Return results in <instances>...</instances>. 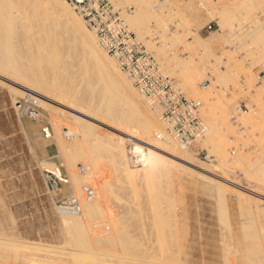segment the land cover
Listing matches in <instances>:
<instances>
[{
  "label": "bare ground",
  "instance_id": "1",
  "mask_svg": "<svg viewBox=\"0 0 264 264\" xmlns=\"http://www.w3.org/2000/svg\"><path fill=\"white\" fill-rule=\"evenodd\" d=\"M110 1L116 3V5H121L120 1L129 2L135 7V9L131 12H125L123 11V9L121 15L124 16L123 19L130 26L131 30H134L133 32L136 33L135 35H137L142 40L144 38V35L148 34L147 23L150 18H152L156 22L155 26L159 28L158 30H160V32H164V29H166V22H169L170 19L172 20L171 17L183 16L180 15V13H182V7L184 6L178 1ZM219 3L220 5L218 7H215L216 11L214 13L212 11H208L207 14H209L210 19H217L218 24L221 26V28H223L222 30L229 29V32H226L225 30V34L223 36L214 33L209 38H202L197 33H194L193 35H191L192 40L186 42V44L184 45V47L187 48L192 54L196 53V51L199 49L202 50L201 55H203V57L210 56L213 58V60L219 59L216 57V49H218L220 41L224 40L223 44L224 46H226V43H228L230 40L232 41V39H236L234 36V33L237 31L235 29V24L240 25V23L243 21L244 16L240 17V10L245 6V3L240 0H220ZM198 5L201 6L202 4L198 3ZM213 14H216L214 18L212 17ZM192 17L196 21H198L199 19L198 13ZM257 27L258 25L254 29L255 31ZM185 30H187L186 27ZM151 32H154L153 28ZM162 34H160V36ZM256 34L257 36L260 35L259 37H261L262 35V38H264L263 29L260 31L258 30ZM10 40L12 42L16 40L13 43L15 44V46L12 45V43L11 45L8 44ZM164 44L162 45L163 47H165ZM14 52L18 56V58L16 59L17 61L19 59H24V61L21 60L15 63L14 56L13 61L9 62V57L11 56L10 54H14ZM226 55L228 59L231 58V55L229 56V53H227ZM200 58L201 59L198 58V61L191 58L192 60L188 59L189 61H187L186 63L184 61V63L182 64H177L178 76L181 78L184 87H186V89L191 94L203 101L202 103L204 104V106H201L204 107V115H202V120L206 119L207 123L210 124L207 125L205 123L206 121L204 122L206 126L203 124L204 129L208 131L206 134V136L208 135L206 143H210L212 149L216 152L215 155L219 157L217 169L221 173H224V168L226 169L230 162L233 164L236 163L234 164L236 165V168L241 167L240 169L242 170L239 171H243L242 173L244 175V179L246 180L245 182L247 183V186L240 183L238 184V181L237 183H235L228 178H224L222 174L221 175L223 177V180H225V182H227L228 184L219 181L218 179L216 180L215 178H212L210 176L209 178L213 179V181L216 182L214 187L216 188V195L218 198H221V200L226 198L223 193L225 189H228L232 195L234 194V196H236L238 201H244L248 205L245 206L249 208V210H251L249 207L251 198L247 197L246 195H250L258 199H260V195L264 197V195L261 193L264 190V151L258 148L259 150H261L260 154H256V156L254 155L253 157H251L253 154L250 155L249 153V156L247 154V151L245 152L244 149L240 148V150H237L238 152H236V154L234 151L235 155L231 156V160L228 163V161L226 160L227 153L225 155V146L228 144V142L226 144V137L222 130H232L230 129L231 124L227 122V109L225 111V108L230 105V100L226 101L225 99L220 97L221 99H219V102L214 101V98H216L214 94L215 91L213 90L215 81L209 84L197 85L199 83L197 82V80L201 79L202 75L205 74L204 69L206 67L203 63L205 61L202 57ZM18 63L20 64L18 65ZM11 64L13 65L11 66L13 67L12 69H18V71L16 70L17 72L15 73H21V76L23 72L24 74L30 73L31 77L34 76V78L32 77L33 80L36 79L33 82L38 81V83H32L30 81H27L28 79L25 80L24 76V78H22L21 76L19 77V79L21 80V85L25 84L24 86H26L27 90H38L43 93V99L41 98L42 100L37 97H33L32 99L39 103L40 106H42L46 111H48L49 114H51L52 117H54V120H51V124L52 127L54 125V134L60 146V150L63 152L62 156L64 157L67 165L68 174L70 176L71 184L73 187V193L78 194L75 196L81 198V212L78 215H69L60 212L61 220L65 227L64 238L67 241L64 245L42 247L33 243L23 242L21 241L22 239L19 241L16 239L11 240L0 238V264H192L191 261L189 262V259H187L190 257L186 252H184L182 248L183 245H181L180 243L179 239L181 238V235H179V238L177 234H167L165 230H160L158 227H156V225L149 218L148 213L157 215L162 211L161 208H150L152 206L147 207V204L145 202L144 203L146 205L143 204L141 206L139 205L142 204L139 200V197L143 192V194H145V197L143 198L146 201L148 200L147 203H149L150 201L152 203L151 199H153L155 196L156 198H158L157 195H160V192L165 193L166 196L168 195L171 185H168V182L166 181L165 183H163V181L160 180L162 171L165 170L164 168H166L163 163H169L171 165L175 160H179L185 164H189L201 170L204 169L205 166L204 168H202L200 166L201 163L200 165L197 164L198 166L194 165L192 163L194 158L189 154V150H187V147L179 146V144H177L175 141L166 138L165 130L162 126V122L157 115V111L153 107H151L148 102L146 103V101H143V97L140 98V93L138 94L135 91V88H133L134 86L131 84L126 74L121 72L115 60L110 55L108 56V54L101 48L94 33L85 26L84 21L76 14L75 11H73L71 6L65 0H0V70L3 71L7 69V65ZM41 64L44 65L43 68L40 66ZM213 69L215 70L216 68L213 67ZM215 71L217 72V74H215L217 76L215 80L217 79L218 81H221V79L224 77L229 78L228 74L221 72V74L223 73L221 75L219 70V72L217 70ZM249 71L250 68L248 70V76L251 75ZM8 75L9 74H7V76ZM232 76L233 75H231V77ZM26 77L29 78L28 76ZM31 77L29 80H31ZM4 78L6 77L4 76ZM229 80L235 81V79L233 78ZM261 88H264V80L262 81V86H260L259 89ZM262 91L264 92V89ZM259 92L261 91H258V93ZM38 97H41V95ZM257 97L259 100L258 95ZM53 102L61 104L91 119L97 121H107L108 125H112L111 127H114L116 130L122 132L127 136L135 134L137 137H139L140 134L146 133L148 135L141 138V143H144L143 140L150 141L151 138L156 140V144L168 154L169 158H163L153 151L143 152L141 150L140 144L134 142H132L130 151L126 150L121 137L119 139L120 135H117L118 138H116L113 134V138H109V136H107V138L106 134L105 138H101L100 135L94 132V130L91 128L92 126L87 123V120L75 114L73 116L71 115L72 119H69L66 116H54L52 114L55 113V111H53L52 109ZM216 104L218 106L221 105L219 107L220 109L215 108L217 107ZM213 108L215 110L218 109V112L220 110V115H218L219 117H214L216 114H219L218 112L214 114L213 117L216 118V120L214 121H217V119L219 118L218 120H220L223 125L227 124L225 128L224 126H222V128L218 126V128H215V122H211L214 118L212 120L209 119L212 116V112H214ZM236 111L239 116V125H237L238 129L236 130V133L238 137L242 135V140L247 139V137L249 136L253 137L252 133L255 132L254 129H264V117H260V114L263 112L261 108L260 111L262 112H260V114H258V112H256V110L254 109L241 112L236 107ZM56 113L59 114V112ZM60 113L62 114V112ZM220 121L217 122L221 124ZM119 122L124 123L126 127H124L125 125H123L122 123L120 124ZM62 124H64L63 127ZM118 124H120L121 127ZM63 129H67L68 132L71 133L70 135H72L68 138H64L68 141L64 140L62 138L63 136H61L60 130L62 131ZM146 129L148 131L144 132V130ZM246 131H248L247 136L246 134H243ZM110 136L112 137V134ZM69 139H71L72 141H70ZM263 139L264 138L261 137L260 141ZM258 149L255 148L253 152H256ZM100 151H103V153ZM99 152L102 155H105L102 157L108 158L109 160L107 161L109 162L108 164L111 167L110 170L112 173L111 177L113 181H111L109 179V176L107 177L106 174L101 171L102 168L100 169L99 165L101 163H99ZM128 153H130L131 157L130 155L128 156ZM130 158L134 159L133 163L135 164L131 162L133 160H129ZM196 161L197 160H195V162ZM79 163H81L86 169V172L83 175H81L77 170V166ZM105 163L107 162L105 161ZM178 163L179 162H176V164ZM230 167L232 166H229V168ZM48 168L50 167L48 166ZM182 170L184 171L185 169L182 168ZM182 170L180 169V171ZM51 171H55V167L51 169ZM176 172L178 173L179 171L177 170ZM197 172L200 173V171ZM217 173H214L213 175L217 178L219 176L221 177V175ZM193 174L194 173H191L189 175ZM179 175L181 176L182 173ZM224 175H226V173ZM190 178L192 179V176ZM113 182H117L115 186L116 188L112 187ZM186 182H188V179ZM205 182L208 183V181ZM87 184H92L95 187H93L94 195L88 200L83 198L81 194L83 185ZM200 185L203 187V184ZM257 188L258 191L255 190ZM240 189L246 191L241 192ZM178 195L181 196L182 194ZM111 199H114L116 201L124 199V202H119V205H116L117 208L115 207L116 209H112V207L110 206ZM116 201L114 202L116 203ZM158 202H160L159 199L157 200V203ZM160 204H158V206ZM163 220H165V218ZM224 223L226 224V222ZM179 224L181 225V223ZM178 226L179 225H177V227ZM260 226L261 225H259V227ZM183 227L188 231V229H186L187 226ZM243 228H246V226H243ZM175 229L177 228L175 227ZM224 229L227 230L225 227ZM228 229L232 228L228 227ZM185 230L184 232H186ZM250 230L255 231V229ZM232 231L233 230H229L228 232L232 235ZM256 231L264 236V227L262 229H256ZM261 234L259 235L262 236ZM201 235L202 234H200V237H202ZM183 236L186 237V235ZM224 236L223 240L228 237L225 236L224 238ZM14 237L16 236L14 235ZM230 237H228V240L226 238V240L229 241V244L227 242V251H230L232 254L231 264H250L246 262L248 258L253 260V258H251V253H244L245 249L243 250L240 249V247H236L239 244L236 245L237 243L234 242L232 237ZM185 241L183 242L185 243ZM225 244L226 242L224 243V245ZM188 247L189 246H187V250ZM231 248H233L234 250H230ZM257 249L259 250V248ZM252 250L254 252L255 248H253ZM261 252L260 255L262 256ZM189 253H191V251ZM257 254L259 253L257 252ZM251 260L248 261L251 262ZM225 261L227 260H225V256L223 255L221 264H227ZM255 261L253 260L252 263L256 264L257 262L255 263ZM259 263L261 264V262Z\"/></svg>",
  "mask_w": 264,
  "mask_h": 264
},
{
  "label": "rangeland",
  "instance_id": "2",
  "mask_svg": "<svg viewBox=\"0 0 264 264\" xmlns=\"http://www.w3.org/2000/svg\"><path fill=\"white\" fill-rule=\"evenodd\" d=\"M157 1L164 2L162 0H156V2ZM173 1L175 2L178 1L179 3L183 4L184 7H182V13H180V15H183V16L171 17L172 20L170 19L169 22H166V29H164V32H160V30H158L159 28L155 26L156 22L152 18H150L147 23L148 34L147 35L145 34L146 36L144 35L143 40L140 39L136 35L137 39L147 48V50L152 54V56L160 63L163 72L175 81L176 87H178L185 94L187 98L198 100L201 102V106H204V104L202 103L203 101L201 99L191 94L186 89V87H184L181 78L178 76L179 63L182 64L184 63V61L186 63L187 61L192 60V59L198 61L199 59H201L200 57H202L203 60L205 61L203 63L206 66L204 69L205 74L202 75L201 79L197 80V82H199L197 85L209 84L215 81L213 85V90L215 91L214 94L216 98H214V101L219 102V99L221 98L225 99L226 101L230 100L229 102L230 105L228 106L229 108L228 107L225 108V111L227 109V114H226L228 116L227 122L231 124V126L230 125L229 126H230V129L232 130H228V131H225V129L222 130V132H224L225 137H226V144L228 142V144L225 146V155L227 153L226 160L229 163L231 160V156H234L236 152H238L237 150H240V148L244 149L245 152L247 151L248 155L249 153L250 155L253 154L251 157H253L254 155L256 156V154L259 155L261 150L264 151V139L260 141L261 137L264 138V133H263L264 129L262 128L257 129V130L254 129L255 132L252 133L253 137L249 136L247 137V139L242 140L243 139L242 135L239 137L237 136V133H236L237 132L236 130L238 129L237 125L231 123L230 118L232 115L237 113L236 107H238V105L242 101H244L247 104L248 111H250L251 109H254L256 110V112H258V114H260V112H262L260 111V108H261L263 112L260 114V117H264V114H263L264 113V104H263L264 103V95H263L264 92L262 91L264 88L259 89L260 86H262V81L264 80L263 79L264 77L263 78L258 77V72L264 63V44H263L264 38H262V35L261 37H259L260 35L257 36L256 34L258 30L259 31L262 29L264 30V0H240L243 3H245V6L240 10L241 15L240 14L239 15L240 17L246 16L245 17L246 19L243 17V21L241 20L242 22L240 23V25L235 24V29L237 31L234 33V36L236 39L234 40L232 39V41L230 40L228 43H226L227 44L226 46H224L223 44L224 40L220 41L218 45V49H216V57L219 59H215V60H213V58L210 56H209L210 58L206 56L203 57V55H201L202 50H199V49L196 51V53L192 54L191 52H189L187 48L184 47V45L186 44V42L192 40L191 35H193L194 33H197L202 38H209L214 33L223 36L225 34L224 33L225 30L226 32H229V29L222 30L223 28H221V26L218 24L217 19H210L209 14H207L208 11H212L213 13L216 11L215 7H218L220 5L219 3L220 0H173ZM198 3H201L202 5L199 6ZM112 4L115 7H117L121 13L123 11L131 12L132 10L135 9V7L129 2L120 1L121 5H116V3L114 2H112ZM197 13L199 16L198 21L194 20V18L192 17ZM215 16L216 14L212 15L213 18ZM123 17L124 16L122 15V18ZM125 24L131 30L130 26L126 22ZM208 25L210 26V28H208ZM257 25L259 28L257 27L255 31L254 29L256 28ZM185 27L187 28V30H185ZM152 28L154 32H151ZM131 31H134V30H131ZM160 34L162 35L160 36ZM231 38H234V37H231ZM14 42L10 40L8 44L11 45L12 43V45L15 46V44H13ZM163 44L165 45V47L162 46ZM222 49L224 50V52ZM261 52L263 53V55ZM227 53H229V56L231 55L230 59L227 58V55H226ZM10 55L11 56L9 57V62L13 61L14 56H15L14 57L15 63L21 60L24 61V59H19L17 61L16 59L18 58V56L17 54H15V52L14 54L11 53ZM20 63H18V65ZM11 66L13 65L12 64L7 65V69L3 71L0 70V238L11 239V240L16 239L19 241L22 239L21 241L23 242L33 243L35 245H39L42 247H45V246L47 247V246H52V245L54 246L64 245L67 242L64 238L65 237V234H64L65 227L61 220V213L60 212L58 213L56 211V207L53 203V199L59 198L62 196L71 195V194L72 195H78V194L73 193V187L71 184L70 176L68 174L67 165H66L64 157L62 156L63 152L60 150V146L54 134V130H53L54 125L48 137H45L41 133V128L45 126L46 122L48 121L51 123V120L52 119L54 120V117H52L51 114L48 113V111H46L42 106H40L39 103H37L36 101L32 99L33 97L43 99V93L38 90L37 91L35 90L36 92L34 90H33L34 92L27 90L26 86H24L25 84L21 85V80L19 79V77L21 76V73H15L18 71V69H12L13 67ZM40 66L42 68L44 67L43 64H41ZM213 67L216 68L215 70L217 71L219 70L220 74L221 72L228 74L229 78L224 77L221 79V81L220 80L218 81L216 79L217 80L216 82L215 78H217V76L215 74H217V72L213 69ZM249 68H250L249 73H251L250 75L251 77L248 76ZM7 70H10V71H7ZM7 74L11 76L9 75L7 76ZM27 74L30 75V73L24 74L23 72L21 77L22 78L25 77L24 78L25 80L28 79L27 81H30L32 83H38V81L33 82L36 80V79L33 80L34 76H32L33 77L32 78L31 75L29 76ZM231 75L233 76L231 77ZM4 76L6 78H4ZM26 76H28L29 78H27ZM30 77H31V80H29ZM230 77L235 79V81L233 80L235 84L233 83V81L229 80L231 79ZM248 85H250L251 87ZM135 91L139 94V92L136 89ZM258 91H261V92L258 93ZM38 94H40L41 97H38L40 96ZM256 94L259 96L260 101L258 100V97ZM139 96L140 98H142L140 94ZM26 98L33 100L34 102L37 103L39 110L42 113V117H40V119L31 120L27 117L19 115V113L17 112V108H16L17 102L22 99H26ZM142 100L146 101L144 98H142ZM220 106L221 105L219 106L217 105V107L215 108L220 109L219 108ZM66 108L67 107L61 104L53 102L52 109L53 111H55V113L59 112V114L58 113L56 114L52 113V114L54 116H58V115L66 116L69 119H72L71 115L73 116L74 114L77 116L83 117L85 120H87V123L92 126L91 128L94 130V132L100 135L101 138H105L106 134H107L106 137L109 136V138H113V134L115 135L114 137L116 138H118V136L120 135L119 139L121 137L122 141L124 142V146L126 150L130 151L132 147V142H134V143L140 144L141 150L143 152L153 151V152H156V154H159L160 156H162L163 158H167V159L169 158L168 154L164 152L163 149L160 148L156 144V140L151 138L150 141L143 140L144 143H141L142 141L141 138L143 136L148 135L146 133L140 134L139 137H137L135 134H131V136L133 137L127 136L123 134L122 132L116 130L114 127H111L112 125L111 126L108 125L107 121H104V120L97 121L87 116H83L69 108L67 109ZM203 109L204 107H201V112L199 114L201 120H202V115H204ZM218 109L216 110L214 109V112H212V116H211L212 118L210 117L211 114L209 115L210 120L220 115V110L218 112ZM60 112H62V114ZM217 112L219 114H216ZM214 114L216 115L214 116ZM218 119L217 121L219 122L220 120ZM214 120H216V118H214L211 122H213ZM205 121L206 119H203L201 121L202 125L204 124ZM217 121H214L216 124V125L214 124L215 128H218V127L222 128V126H224V128L226 127L227 124L223 125L221 121H220L221 124H219ZM119 123L121 124L122 122H119ZM205 123L207 125H210L207 123V121ZM105 124H107L108 126ZM120 124L118 125L121 127ZM122 124L125 125L124 123ZM206 124L204 125L206 126ZM63 126L64 124H62V127ZM124 127H126V125ZM62 131L60 130L61 136H63ZM147 131H148L147 129L144 130V132H147ZM207 132L208 131H206L205 129L204 138L201 140V142L194 144L192 147H189L187 150H189L188 151L189 154L192 155L193 158L198 161L197 163V161L195 162V160L193 159L192 163L194 165L198 166L201 163L200 166L202 168H204L205 166V168H208V169L204 168L201 170L189 164H185L179 160L178 161L175 160L176 162H179V163L176 164V162L174 161V163H172L173 165L172 164L170 165L169 163H163L164 166H166V168H164L165 170L162 171V176L160 177V180H162L163 183H165L166 181L168 182V185H171V187L169 186L170 189L168 192V195L170 197L168 195L167 197L165 193L160 192L159 193L160 195H157L158 198H156L155 196L153 199H151L152 203L151 201L147 203L148 200L146 201L143 198L145 197V194H143L142 192V195H140L139 197L140 198L139 200L141 201L142 204H139V205L142 206L143 204L144 205L147 204V207L152 206L150 208H161L162 211L158 213L157 215L156 214L154 215L151 213H148L149 215L147 214L149 218L151 219V221L160 230L161 229L165 230V232L169 235L177 234L178 237L179 235H181L180 236L181 238L183 235H186V237L183 236L182 240L179 237L180 238L179 240H180L181 245H183L182 248L184 252H186L187 255L191 258V259L190 258H187V259H189V262L191 261L192 264H211V263L221 264L223 255L225 256V260H227L225 262L227 264L228 263L231 264L232 254L230 251H227L228 250L227 242L229 244V241L227 240H228V237L230 236L232 237L234 242L237 243L236 245L239 244L238 246L235 245L236 247H240V249H243V250L245 249L244 253L248 252V253H251L252 256H254V257L251 256V258H253L254 261L256 260L255 261V263L257 262L256 264H260L259 262H261V264H264V259H262L264 258V251H263L264 250V236L258 231H256V229H262L264 227L263 226L264 225V209H263L264 208L263 207L264 197L261 195L260 196L258 195L260 197V199H258L253 196L246 195L247 197L251 198V203H249V207L251 210H249V208L246 207L248 205L244 201L242 200L238 201L236 196H234V194L232 195L228 189H225L223 193V195L226 198L221 200V198L217 197L216 188L214 187L216 182L213 181V179L209 178V176L212 178H215L216 180L218 179L219 181H222V182H225V180H223V177H224V178H228L234 181L235 183H237L238 181V184L240 183L245 186H247V183L245 182L246 180L244 179V175L242 173L243 171H239V170H242L240 169L241 167L236 168V165H234L236 163L233 164L230 162L232 165L230 163L229 164L227 163L228 167L226 169L224 168L223 170L224 173H221L217 169L218 168L217 163H218L219 157L215 155L216 152L212 149V146L210 145V143L209 142L206 143L207 136H208V135L206 136ZM111 134H112V137L110 136ZM243 134H246L247 136L248 131L244 132ZM62 138L64 139L65 137L63 136ZM251 138L254 140H252ZM69 140L72 141L71 139ZM260 142H262L263 145ZM255 148L257 149L260 148L261 150L258 149L256 152H253ZM231 150H234L235 154L233 155L230 154ZM100 152L103 153V151H100ZM100 152L98 154L99 155L98 157L100 158L99 163H101L99 165L100 169L102 168L101 171H103V173L106 174L107 177L109 176V179L113 181L111 177L112 175L111 170H110L111 167L108 164L109 160L108 158L102 157L105 155H102ZM129 155L130 153H128V156ZM214 159L215 160L217 159V160L215 161ZM129 160L130 161L133 160L131 161L132 163L134 162L133 158H130ZM105 161L107 163H105ZM59 163L63 165L64 169L67 172V175L69 178V184L62 185L59 191L56 194H54V193H50L46 187V184L44 182V172L43 171L45 169L51 170ZM106 165H108L109 168ZM48 166L50 168H48ZM179 166H184V167H179ZM187 166L191 169H189ZM229 166H232L233 168L232 167L229 168ZM182 168L185 169L184 170L185 173L182 170ZM180 169L182 171H180ZM175 170L176 171L178 170L179 171L178 173L179 174L182 173V175L180 176ZM197 171H200L201 174L198 173ZM236 171H239L240 175H237ZM191 173H194V174L189 175ZM214 173H217L220 175L222 174L223 177L221 175L222 178L220 176H219L220 178L219 177L217 178L213 175ZM225 173L226 175H224ZM176 174H178L181 178ZM183 174H184V177L187 176L188 178L187 177L184 178ZM191 176H192V179L190 178ZM176 177H178L179 180ZM187 179H188V182H186ZM202 179H205V180H202ZM205 181H208V183ZM116 183L117 182H113L112 187L116 188L115 187ZM200 184H203V187ZM89 185L94 187L92 184H89ZM255 190L258 191V188ZM240 191L244 192L246 190L240 189ZM261 193L264 195V190ZM178 194H182V195L179 196ZM155 198H156V202H155ZM167 198H168V201H167ZM158 199L160 202L157 203ZM160 199H163V200H160ZM114 201L116 200L114 199L110 200V206L112 207V209H116L117 208L116 205L118 206L119 202L121 203L124 202V199L117 200L116 203ZM158 204H160L159 205L160 207L158 206ZM162 206H163V209H162ZM241 206L242 207L244 206L243 209ZM257 206H259L260 208ZM162 212H166V213H162ZM164 218L165 220H163ZM224 222H226V224ZM179 223H181V225ZM177 225L179 226L177 227ZM259 225L261 226L259 227ZM183 226L185 227L187 226L186 229H188V231L185 230ZM243 226H246V228H243ZM175 227L178 230L175 229ZM224 227L228 231L233 230L232 231L233 236L227 230H225ZM228 227L232 229H228ZM180 228H183V229H180ZM223 229H224V233H223ZM250 229H255V231L250 230ZM180 230H181V234H180ZM184 230L186 232H184ZM221 231L223 235L221 234ZM184 233H187L188 236L187 234H184ZM200 234H202L201 235L202 237H200ZM224 234L225 236H228L226 237L227 240ZM226 234H229V235H226ZM259 234H261L262 236H260ZM14 235L17 238L14 237ZM189 236H191L192 239ZM223 236L225 240H223ZM244 237L245 238L247 237L249 239L247 238L245 239ZM185 240L187 241L189 240L188 242L190 244ZM221 240L223 242L225 241L226 244L224 245L225 242L223 243ZM183 241H185V243ZM186 242L188 243V245ZM222 243L225 247L222 245ZM187 246H189L188 250H187ZM256 247L259 248L260 251ZM253 248H255L254 252L252 250ZM189 250L191 251V253H189L190 252ZM230 250H234V249L231 248ZM257 252L259 254H257ZM260 252L262 256L260 255ZM220 257H221V260H220ZM248 260H251V259L248 258ZM248 260L246 263L254 264L252 263L253 260H251V262Z\"/></svg>",
  "mask_w": 264,
  "mask_h": 264
},
{
  "label": "built area",
  "instance_id": "3",
  "mask_svg": "<svg viewBox=\"0 0 264 264\" xmlns=\"http://www.w3.org/2000/svg\"><path fill=\"white\" fill-rule=\"evenodd\" d=\"M65 1L83 19L101 48L115 60L134 88L157 111L166 138L187 148L201 142L205 134L199 116L201 102L187 98L176 87L175 81L163 72L160 63L127 27L120 10L110 0ZM258 77H264V64ZM16 108L20 116L31 120L42 117L37 103L33 100L22 99L18 101ZM237 109L241 112L248 111V106L242 101ZM238 117V113L232 115L231 123L239 125ZM51 130L52 125L47 121L41 128V133L48 137ZM70 134L67 129H63L65 138L72 136ZM230 154H234V150ZM77 169L81 175L86 172L81 163ZM43 172L44 182L50 193L56 194L62 185L69 184L67 172L61 163L55 166V171L45 169ZM236 174L240 175V172L236 171ZM81 194L88 200L94 195V188L83 185ZM80 201L81 198L72 194L53 199L56 211L69 215H78L81 212Z\"/></svg>",
  "mask_w": 264,
  "mask_h": 264
}]
</instances>
